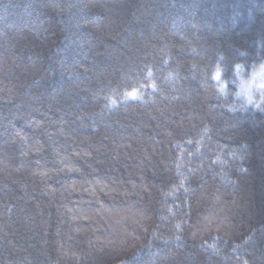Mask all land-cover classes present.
I'll list each match as a JSON object with an SVG mask.
<instances>
[{"label": "trees", "instance_id": "obj_1", "mask_svg": "<svg viewBox=\"0 0 264 264\" xmlns=\"http://www.w3.org/2000/svg\"><path fill=\"white\" fill-rule=\"evenodd\" d=\"M262 64L264 0H0V264H264Z\"/></svg>", "mask_w": 264, "mask_h": 264}, {"label": "rangeland", "instance_id": "obj_2", "mask_svg": "<svg viewBox=\"0 0 264 264\" xmlns=\"http://www.w3.org/2000/svg\"><path fill=\"white\" fill-rule=\"evenodd\" d=\"M242 71V68H238L240 93L248 103H253L256 95L261 94L264 91V88L260 87L261 84H264V64L257 67L248 80H244V77H242Z\"/></svg>", "mask_w": 264, "mask_h": 264}, {"label": "snow or ice", "instance_id": "obj_3", "mask_svg": "<svg viewBox=\"0 0 264 264\" xmlns=\"http://www.w3.org/2000/svg\"><path fill=\"white\" fill-rule=\"evenodd\" d=\"M237 67H239V66H237ZM216 79H217V80L220 79V74H219V73H217V75H216ZM260 87L264 88V84H261ZM131 95L135 96V93L133 92Z\"/></svg>", "mask_w": 264, "mask_h": 264}]
</instances>
